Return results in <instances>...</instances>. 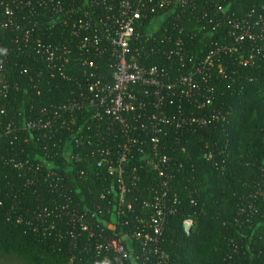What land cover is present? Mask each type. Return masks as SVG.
Wrapping results in <instances>:
<instances>
[{"label": "trees", "instance_id": "obj_1", "mask_svg": "<svg viewBox=\"0 0 264 264\" xmlns=\"http://www.w3.org/2000/svg\"><path fill=\"white\" fill-rule=\"evenodd\" d=\"M78 1L64 2L65 11ZM40 4L52 6L49 0H0V65L4 64L0 89L4 84L9 86L6 97L0 96L6 109L0 125V254L16 258V264H68L73 257L72 264H112V254L96 251L95 240L86 234L73 247L67 236V216L61 210L65 201L48 189L41 175H33L28 168L16 170L10 162L22 157L33 161L39 152L30 140L33 133L23 128V120L63 99L71 90L69 81L50 77L36 49L38 37L45 43L68 38L63 19L49 27L52 11L45 16ZM218 7L226 12H218ZM32 8L39 15L33 14ZM253 9L264 14V0H189L180 17L176 18L179 10L166 17L144 43L145 29L154 17L151 14L140 32L143 44L136 42L134 46L147 52V58H141L146 66L165 67L169 77L176 79L181 75L180 64L166 52L176 47L177 40L182 42L186 60L193 57L200 63L212 48L225 42L232 47L231 36L224 34L229 33L227 16H247ZM35 21L41 22V33L35 30L31 40H24L23 31L33 29ZM15 24L21 28L16 29ZM238 47V52H222L225 74L217 67L205 72L210 90L196 75L202 94L186 100L184 106L187 113L211 111L218 118L196 131L170 130L165 137L164 152L172 158L166 174H173L168 198L173 201L175 195L178 200L161 241L169 264H264V41L247 40ZM38 70L42 71L40 76ZM206 96H211L213 103L201 108ZM175 109L168 107L170 112ZM9 124L17 127V136L5 135ZM137 159L133 156L131 165L137 164ZM61 170L68 176L71 197L76 201L84 198L88 206L100 203L104 185L110 184V178L105 176L107 181L103 177L104 171L101 177L83 179L76 169ZM138 174L141 180L131 194L137 198L135 213L128 224L119 225L120 235L135 225L143 202L161 192V178L156 173L141 170ZM48 211L51 216L46 217ZM187 218L194 220L190 232L184 229ZM132 246L131 253L140 257L138 264H158L149 247L141 257L142 244L132 239Z\"/></svg>", "mask_w": 264, "mask_h": 264}, {"label": "built area", "instance_id": "obj_2", "mask_svg": "<svg viewBox=\"0 0 264 264\" xmlns=\"http://www.w3.org/2000/svg\"><path fill=\"white\" fill-rule=\"evenodd\" d=\"M49 1L52 6H39L45 9V16L52 11L48 26L54 28L62 18L68 38L45 43L38 37L35 46L39 47L36 49L50 77L69 81L71 90L63 99L41 107L36 115L23 120V128L33 133L30 140L39 147V152L33 161L22 157L11 158L10 162L16 170L28 168L33 175H41L48 189L65 201L61 210L67 216V236L73 247L86 234L95 240L96 251L112 254V264H138L140 257L131 253L133 239L143 246L141 257H145L149 247L156 254L158 264H169V255L161 249V241L168 218L176 213L178 200L175 195L173 201L168 198L173 174H166L171 170L172 158L164 152L165 137L170 130L196 131L218 118L211 111L200 115L185 111L186 100L199 97L203 91L196 75L210 90L205 72L217 67L220 74H225L223 51L238 52V44L247 40L264 41V14L253 9L247 16L236 13L227 16L230 30L224 34L231 36L232 47L225 42L212 48L200 63L193 57L186 60V51L180 48L182 42L177 40L176 47L166 52L180 64L181 75L174 79L165 67L146 66L141 58H147V52H141L134 43L143 44L140 32L151 14L154 17L145 29L144 43L166 17L177 10L176 18L180 17L189 0H79L70 11H65L63 5L69 0ZM217 10L226 12L222 7ZM32 11L39 15L37 10L32 8ZM155 20H160L158 25ZM33 27L23 31L24 40H31L32 32H40L42 24L35 21ZM3 69L1 64L0 70ZM38 71L40 76L42 71ZM8 89L4 84L0 96L6 97ZM212 100L206 96L200 102L201 108L211 105ZM170 105L175 106L174 112L168 110ZM5 111L0 100V125ZM16 128L9 124L4 129L5 135L15 134ZM1 142L0 137V145ZM133 156H138V163L131 165ZM61 167L66 172L76 169L77 176L83 179L101 177L104 171L103 177H109L110 184L105 178L108 184L101 192L100 203L88 206L84 198L82 202L71 197L68 176ZM141 170L154 172L161 178V192L143 202L135 225L127 234L120 235L119 225L128 224L130 215L135 213L137 198L131 194L141 180L138 174ZM46 215L51 216L49 211ZM193 225L192 218L185 219L186 232Z\"/></svg>", "mask_w": 264, "mask_h": 264}, {"label": "rangeland", "instance_id": "obj_3", "mask_svg": "<svg viewBox=\"0 0 264 264\" xmlns=\"http://www.w3.org/2000/svg\"><path fill=\"white\" fill-rule=\"evenodd\" d=\"M156 25H158V22H160V20H155L154 21ZM18 263V260L12 256H5L0 254V264H16Z\"/></svg>", "mask_w": 264, "mask_h": 264}, {"label": "water", "instance_id": "obj_4", "mask_svg": "<svg viewBox=\"0 0 264 264\" xmlns=\"http://www.w3.org/2000/svg\"><path fill=\"white\" fill-rule=\"evenodd\" d=\"M190 231H191V229H190Z\"/></svg>", "mask_w": 264, "mask_h": 264}]
</instances>
